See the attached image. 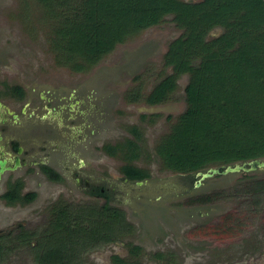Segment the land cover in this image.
Masks as SVG:
<instances>
[{
    "label": "rangeland",
    "instance_id": "374dc122",
    "mask_svg": "<svg viewBox=\"0 0 264 264\" xmlns=\"http://www.w3.org/2000/svg\"><path fill=\"white\" fill-rule=\"evenodd\" d=\"M45 3L0 0V80L24 88L23 101L29 100L27 117L33 122L25 132L26 140L36 149L35 158H44L64 176L52 179L31 163L20 171L25 174L24 190H34L36 195L28 202L7 204L0 199L1 232L16 231L18 223L28 227L43 224L50 204L59 197L79 203L106 200L88 196L84 186L75 182L73 169L77 167L95 188L120 184L122 160L108 154L103 145L132 136L129 128L136 125L144 130L146 148H153L186 108L188 73L177 76L175 91L167 100L151 104L145 98L158 80L172 71L164 64L163 53L183 32L173 13L129 34L91 66L76 70L60 59L54 44V40L64 42L59 30L69 13ZM220 29H212L209 36ZM14 97L11 100L16 103ZM137 163L152 173L143 192L125 185L111 192V202L125 210L135 230L94 248L89 254L92 264H115L112 256L116 254L127 257L129 242L143 247L140 264H158L150 254L154 250L174 251L182 264H264V201L255 206L257 212H251L238 184L251 176L246 174L249 171L215 173L199 186L183 187L180 173L161 168L160 161L141 159ZM252 175L264 177V171ZM236 187L241 197L231 195ZM214 189L220 190L222 197L202 204L187 203L189 195ZM137 192L149 195L144 200L162 203L145 213L129 200L131 194L138 197ZM237 211L241 224L230 229ZM0 264H33V258L27 250H19Z\"/></svg>",
    "mask_w": 264,
    "mask_h": 264
},
{
    "label": "trees",
    "instance_id": "16d2710c",
    "mask_svg": "<svg viewBox=\"0 0 264 264\" xmlns=\"http://www.w3.org/2000/svg\"><path fill=\"white\" fill-rule=\"evenodd\" d=\"M44 2L69 13L59 30L64 42L54 40V44L60 59L76 70L91 66L129 34L160 23L165 15L173 13L172 18L183 28L163 53V62L172 71L162 76L145 98L151 104L167 100L175 91L177 76L188 73L186 108L153 148H146L144 130L136 125L129 128L132 136L103 145L108 154L120 157L124 176H148V168L137 162L156 159L161 168L181 173L191 185L198 173L209 167L222 169L264 158V0ZM214 28L221 29L209 36ZM8 89L18 98L25 92L20 86ZM42 169L52 179L61 178L47 165ZM250 175L238 184L242 200L247 199L255 213V206L264 201V177ZM19 187L18 182L11 184L2 197L8 203L35 197L34 191L21 195ZM95 189L93 193L106 200L79 203L59 197L50 204L43 224L28 227L18 223L16 231H0V263L14 251L27 250L33 264H92L89 254L94 248L132 233L133 222L125 210L111 202L107 190L101 193L99 186ZM238 191L236 187L231 195L240 196ZM222 195L220 190L204 191L189 196L187 203L211 202ZM233 219L230 229L241 224L238 211ZM127 245L128 256L113 255V262L140 264L142 246ZM150 254L158 264H182L174 251Z\"/></svg>",
    "mask_w": 264,
    "mask_h": 264
},
{
    "label": "flooded vegetation",
    "instance_id": "af4514ba",
    "mask_svg": "<svg viewBox=\"0 0 264 264\" xmlns=\"http://www.w3.org/2000/svg\"><path fill=\"white\" fill-rule=\"evenodd\" d=\"M6 85H7L6 82L0 80V199L6 202L7 204H10L8 203L6 199L2 197L1 194L6 192L8 190V186H10L11 184L13 185L16 182L20 183L19 193L21 195L25 194L27 191H34V190H24L25 184H26L25 176H24L25 174L23 173L19 174L20 171L30 166L31 164L34 167L37 166L41 169L43 168V166L47 165L55 169L57 172H59L60 175H63V173L60 172L57 168H54L51 163L50 164L47 163V161L44 158H35V155L37 154L36 149L31 147L32 144L30 143V141L28 142L26 140L27 136L25 135V132L28 130V128L33 126L32 120H29L27 117L30 114L29 112H27V109H28L27 106H28L29 100L23 101L24 95L21 98H18L17 96L14 97V95H12L9 92V89H8L9 86L6 87ZM13 97L15 100H18L16 101V103H13V101L11 100V98ZM30 122L32 123V125ZM52 154L54 155L55 152H53ZM81 164L82 163L79 162V166ZM139 165L144 168L145 167L148 168L146 165H143V164H139ZM76 168L77 167L73 169L75 171L73 173L75 182L84 186V188L89 192L88 196L90 197L101 196V194L93 193L96 190L94 187L95 185L92 184L93 182L91 183L89 181V178L87 177L85 178L80 173H78L76 171ZM259 171L260 172L264 171V169L256 168L254 170L249 171L248 173L254 174ZM148 172H149L148 176H144L142 179H130L124 176L123 173H121L122 182H120V184L115 183L114 187L112 188L106 187L107 192L111 196V199H113V196L111 195L112 190L119 188L120 186H123V185H125L128 189L129 188L133 189L134 192H136L137 190H141L143 192V190L147 187V184L150 182V179H151L150 176H152V173L150 172V170ZM179 175H180L179 176L180 180L182 181V183L181 182L180 183L183 187L186 185L192 186V184L190 185V183L187 182L188 180L187 178H184L181 173ZM198 178H199V175H198ZM138 181H141V183H138ZM196 181L193 183V186L196 183ZM164 184L166 183L161 184L162 187H164L163 186ZM196 186H199V185H196ZM99 187H100L101 193H103V191L106 190L104 186H99ZM142 192L140 193L137 192L140 194L138 197H133L132 194L129 196V200L130 199L132 200V201L130 200V202L135 204L137 209L144 211L146 213V212H149L152 208L157 209L156 206L158 205V203L160 204L162 203V202H156L157 200H153L152 203L150 199L144 200L145 197L148 198L149 195L146 193H142ZM160 195L162 196L165 194H160ZM195 195H198V193L196 192L189 196H195ZM157 197H155V199ZM127 202L130 203L129 201ZM133 229L135 230V226L133 227ZM134 244H139V243L134 242Z\"/></svg>",
    "mask_w": 264,
    "mask_h": 264
},
{
    "label": "water",
    "instance_id": "95a60500",
    "mask_svg": "<svg viewBox=\"0 0 264 264\" xmlns=\"http://www.w3.org/2000/svg\"><path fill=\"white\" fill-rule=\"evenodd\" d=\"M256 168L264 169V159L254 158L248 162L236 163L234 165H226L222 169H220L219 167H209L207 170L199 172V178L195 184L199 185L201 183V180L206 177L212 176L215 173L226 174L229 172L237 171H251ZM138 183H141V181H138Z\"/></svg>",
    "mask_w": 264,
    "mask_h": 264
}]
</instances>
